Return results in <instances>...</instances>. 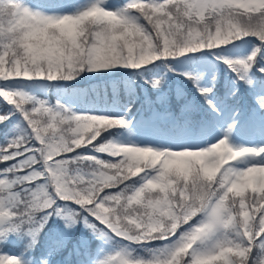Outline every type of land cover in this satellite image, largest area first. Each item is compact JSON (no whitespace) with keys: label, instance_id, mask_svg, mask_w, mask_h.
I'll return each instance as SVG.
<instances>
[{"label":"snow or ice","instance_id":"obj_1","mask_svg":"<svg viewBox=\"0 0 264 264\" xmlns=\"http://www.w3.org/2000/svg\"><path fill=\"white\" fill-rule=\"evenodd\" d=\"M0 103V264H264V0H0Z\"/></svg>","mask_w":264,"mask_h":264},{"label":"trees","instance_id":"obj_2","mask_svg":"<svg viewBox=\"0 0 264 264\" xmlns=\"http://www.w3.org/2000/svg\"><path fill=\"white\" fill-rule=\"evenodd\" d=\"M116 3L121 2V0H115ZM181 79H183L181 77ZM230 79V76L227 73L221 72L218 75V86L221 92L224 91V83L226 80ZM120 80L123 84L127 83V77H121ZM104 85L103 81H90L85 82L83 85L84 88L90 87H100L102 88ZM180 89L183 91L184 96L177 98V90ZM134 95L138 97L136 102V108H140L143 104L145 109L148 108V104L146 100L152 102V104L156 108H163L167 105L173 107L175 114L178 115V111H180L181 107L183 106L185 97L191 99V92L187 86H182L179 84L178 81H172L170 83H165L163 88L160 90H154L150 87V85H146L143 83V80L137 79L134 85L130 87L121 86L119 88V101L121 103L126 102L130 96ZM159 97V99H158ZM44 98V97H42ZM52 102H55V94L49 93L47 97ZM4 104L0 103V111L3 110ZM195 117H198V112H196ZM195 120V119H194ZM193 120V121H194ZM3 137V132L0 131V139ZM62 224V221H57L56 226L59 227ZM49 228L52 231L49 233V246H56V251L50 257L52 264H74V262L79 258L76 255L75 249L76 246L81 241V237L83 235L84 239L87 241L88 250L92 254H96L100 249V242L97 241L89 232L83 230L82 225L78 226L77 230H75L72 234L67 237L66 247L60 246L59 242L64 239V237L53 228L52 222L49 223ZM45 234L42 233V238ZM43 242V240H42ZM9 250L12 252H22L23 247L22 245H11L9 246ZM41 247L37 246L29 255L33 258V261L38 260L41 257ZM71 254V255H70Z\"/></svg>","mask_w":264,"mask_h":264},{"label":"rangeland","instance_id":"obj_3","mask_svg":"<svg viewBox=\"0 0 264 264\" xmlns=\"http://www.w3.org/2000/svg\"><path fill=\"white\" fill-rule=\"evenodd\" d=\"M113 2H116L115 0H113ZM169 112H171V111H169ZM162 113H164V112H162Z\"/></svg>","mask_w":264,"mask_h":264}]
</instances>
